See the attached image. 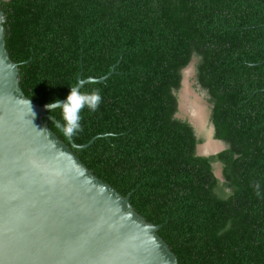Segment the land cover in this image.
I'll return each instance as SVG.
<instances>
[{
    "label": "trees",
    "instance_id": "trees-1",
    "mask_svg": "<svg viewBox=\"0 0 264 264\" xmlns=\"http://www.w3.org/2000/svg\"><path fill=\"white\" fill-rule=\"evenodd\" d=\"M1 10L28 97L63 100L79 77L108 75L81 87L103 97L72 137L87 147L45 120L161 225L180 264H264V0H1ZM186 81L205 93L225 149L201 153Z\"/></svg>",
    "mask_w": 264,
    "mask_h": 264
},
{
    "label": "water",
    "instance_id": "water-1",
    "mask_svg": "<svg viewBox=\"0 0 264 264\" xmlns=\"http://www.w3.org/2000/svg\"><path fill=\"white\" fill-rule=\"evenodd\" d=\"M4 22L0 0V264H180L161 225L95 175L48 125L62 130L46 104L25 94Z\"/></svg>",
    "mask_w": 264,
    "mask_h": 264
},
{
    "label": "clouds",
    "instance_id": "clouds-1",
    "mask_svg": "<svg viewBox=\"0 0 264 264\" xmlns=\"http://www.w3.org/2000/svg\"><path fill=\"white\" fill-rule=\"evenodd\" d=\"M88 82L96 83V79L90 77ZM102 102L103 97L99 89L93 88L91 91H82L81 85H74L71 87L66 99L62 101L57 98L47 103L45 107L51 112L60 109L62 123L59 126L64 134L71 138L82 131V111L87 109L90 112H96ZM255 189L256 195L261 196L259 183L255 185Z\"/></svg>",
    "mask_w": 264,
    "mask_h": 264
},
{
    "label": "rangeland",
    "instance_id": "rangeland-1",
    "mask_svg": "<svg viewBox=\"0 0 264 264\" xmlns=\"http://www.w3.org/2000/svg\"><path fill=\"white\" fill-rule=\"evenodd\" d=\"M189 73V71H188ZM188 80V78H186ZM184 96L186 98L185 106H192V118L194 119L198 131L203 133L207 138V141L200 145L201 153H212L215 148L219 147L222 143L214 139L213 137V126L212 123L208 119V114L206 110V104L204 100V92H194V88H192L189 84V81H186L184 85Z\"/></svg>",
    "mask_w": 264,
    "mask_h": 264
}]
</instances>
